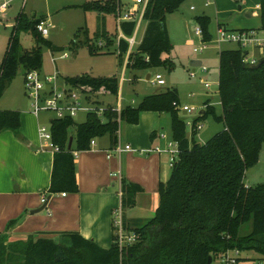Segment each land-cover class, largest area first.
Here are the masks:
<instances>
[{
  "label": "trees",
  "instance_id": "obj_1",
  "mask_svg": "<svg viewBox=\"0 0 264 264\" xmlns=\"http://www.w3.org/2000/svg\"><path fill=\"white\" fill-rule=\"evenodd\" d=\"M184 1L148 0L143 13L144 33L139 44L128 53L127 70H145L161 65L172 67L169 59H161V55L169 53L172 48L166 16L175 12ZM122 5L127 4L121 0H89L71 7L95 11L104 18L107 14L115 15ZM259 16L258 29L242 30L264 32V0L259 3ZM42 20L43 17L28 19L23 12L15 17L0 61V97L7 83L17 74L19 65H23L26 71L40 69L43 44L52 52L64 50L37 31L36 25ZM195 21L201 27L202 39L210 40V18L198 15ZM135 26V20H124L120 22L119 29L129 37ZM21 29L32 32L35 41L32 48H19L18 32ZM100 39L104 41L102 48L97 47ZM114 44L121 65L128 51V41L102 25L92 35L86 26L78 27L69 48L86 46L89 53L95 55L111 52L109 48ZM242 58V50L237 46L218 52L221 108L216 111L206 100L204 112L191 122L190 138L187 122L180 116L179 109L173 106L174 102L180 103L176 87L145 95L137 105H125L119 111L111 104L103 105L101 114L88 111L80 123H75L72 117H52L51 142L59 150L54 152L49 196L78 191L73 151L90 149L92 139L105 135L115 145L120 122L137 124L140 113L144 111L169 114L171 139L178 147L177 159L168 180L158 185V205L153 216L134 228L126 227L122 221L124 229L137 234L134 243L119 247L114 225L112 243L108 248L76 231L33 233L18 240H9L8 232H0V264H211L214 257L235 248L254 251L264 260V183L248 186L243 181L245 171L257 164L264 143V56L254 69L245 66L249 63H244ZM64 80L85 94L118 93L115 75L94 77L82 74L66 76ZM132 81L134 83L135 78ZM86 98L87 102L99 107L98 101L91 100L89 95ZM208 115L222 124V128L199 143L195 137L202 127L198 129L197 125ZM20 126L18 110H0V131L12 130L20 137ZM73 128L74 133H71ZM70 137L73 140L68 150ZM119 188L121 207H134L136 195L142 188L124 178L120 179ZM19 220L20 217L9 221L8 227ZM247 223L251 224L250 230L243 234L241 227ZM209 257L211 263H208Z\"/></svg>",
  "mask_w": 264,
  "mask_h": 264
},
{
  "label": "crops",
  "instance_id": "obj_2",
  "mask_svg": "<svg viewBox=\"0 0 264 264\" xmlns=\"http://www.w3.org/2000/svg\"><path fill=\"white\" fill-rule=\"evenodd\" d=\"M85 1L89 0L69 6L79 5ZM201 15L209 17L204 12ZM246 15L251 17L249 13ZM46 23L49 25L47 21ZM141 25H144L145 29L143 20L135 34L134 46L142 39V37L140 41L136 39ZM102 26L105 27V23ZM239 29L244 28L233 30ZM52 55L53 53L50 59L54 63L57 57ZM127 57L128 52L124 57L120 76L113 74L118 78L117 105L119 104L120 107L123 106L121 89L126 82V72L131 75L135 71L127 70ZM38 70L43 75L55 73L54 70L52 73H42L40 69ZM192 71H195V68ZM71 75L82 74L66 76ZM147 76L149 79L150 74L146 75V79ZM131 77L127 79L134 84L132 80L136 79V76ZM139 101L133 104L132 99L126 105L134 106ZM3 109L8 108H0ZM17 110L20 113L21 136L17 137L8 129L0 131V232H8L9 240L24 239L29 234L40 232L56 234L76 231L85 238H92L99 246L108 248L112 243L113 219L116 211L121 210L122 221L129 228L136 227L154 213L158 205V185L160 182H166L171 174L172 151L170 152L168 143L172 139L168 113L144 111L140 113L138 123L126 127L121 137L119 129L117 142L130 145L132 148L125 149L120 154L113 150L116 144L112 145L108 135L96 138L95 145L90 149L78 151L74 157L78 191L64 192V195L60 192L49 196L47 193L55 152L53 144L49 140L39 138L38 127L42 124H39L38 114L33 110ZM72 130L74 133V128ZM187 135L190 138L188 132ZM261 160L260 153L257 164ZM117 176L142 188V191L136 195L134 207H121ZM42 197H45V202L41 201ZM44 203L46 205L41 211L32 213L33 209L41 207ZM18 217L20 220L9 228L8 222ZM251 258V255L241 256V261L243 264H250Z\"/></svg>",
  "mask_w": 264,
  "mask_h": 264
},
{
  "label": "rangeland",
  "instance_id": "obj_3",
  "mask_svg": "<svg viewBox=\"0 0 264 264\" xmlns=\"http://www.w3.org/2000/svg\"><path fill=\"white\" fill-rule=\"evenodd\" d=\"M7 1L6 9L0 12V61L2 60L9 38L12 33L15 17L23 12L28 19L33 17H43L48 23V35L45 37L51 43L64 48L68 57L61 59L59 55L62 50L51 52L45 44L41 46L42 64L40 71L42 73H52L54 70L58 74V80L69 74H91L92 76H111L115 74L120 76L123 64H119L118 52L115 44L110 46L109 53L91 55L86 46L69 48L70 41L78 27L87 26L90 34L94 33L98 27L105 23V28L109 32L120 34L119 24L114 14H107L104 18L95 11H84L78 7H71L70 4L79 3L84 0H2ZM0 0V3L2 2ZM262 0H185L179 8L166 16V25L168 28L169 39L172 48L169 53H163L161 59H169L172 67L158 66L145 70H135L126 72L127 78L136 76L134 84L131 81L122 86V104L125 106L133 99L136 104L143 96L156 91L165 90L168 87H176L180 96V104L193 106L195 110L184 111L180 109V116L187 122V132L191 135V122L196 118L200 110L206 105L204 102L209 100L220 111L221 105L218 96V52L225 48H235L236 44L232 42H217V29L223 27L227 30L235 28H259L260 16L257 6ZM123 3L131 5V0H122ZM206 5V6H205ZM193 7V10H192ZM209 15L210 23L208 30L212 38L206 41V48L202 51H194L201 45L202 38L195 34L196 27L200 25L195 21L197 15ZM251 14L248 17L246 14ZM220 25L218 26V24ZM143 26L141 25L137 35V41H140L143 35ZM258 27V28H257ZM201 28V27H200ZM261 31V30H258ZM19 48L30 49L35 45V41L30 30L21 29L18 32ZM114 51V52H113ZM258 51L255 50V53ZM52 56L57 57L55 62H51ZM125 57V56H124ZM197 59L201 64L208 68L207 71L201 70V66L195 67V75H190L192 67L191 60ZM150 78L146 79V75ZM155 74H160L164 79V84L152 83ZM26 68L19 65L17 74L6 85L3 94L0 97V108L11 110L23 109L33 110V98L28 95V90L24 88V78ZM72 76V75H71ZM132 78V77H131ZM212 83L206 88L204 83ZM119 89V86H118ZM81 95L80 92H77ZM91 100H96L99 106L111 104L117 105L118 96L110 93H88ZM91 104V103H90ZM54 116L51 111L41 110L38 113L39 124H49V119ZM86 118V110H80L74 117L75 123H80ZM167 120V118L165 119ZM202 128L196 134V141L205 142L216 132L221 130L222 124L214 121L211 115L199 121ZM133 124L120 122V137L126 127ZM169 130H167L168 132ZM73 133V130H70ZM262 160L245 171L244 183L249 186H256L264 183V143L261 146ZM171 168V167H170ZM172 169V168H171ZM246 179V180H245ZM47 209V208H46ZM45 209V210H46ZM153 216V213L150 217ZM148 217V218H150ZM141 221L139 224H142ZM251 224L247 223L241 227L243 234L250 230ZM240 256L251 255L250 264H264V260L254 251H240ZM211 264H222L220 257H214ZM241 264L243 262L241 261Z\"/></svg>",
  "mask_w": 264,
  "mask_h": 264
},
{
  "label": "built area",
  "instance_id": "obj_4",
  "mask_svg": "<svg viewBox=\"0 0 264 264\" xmlns=\"http://www.w3.org/2000/svg\"><path fill=\"white\" fill-rule=\"evenodd\" d=\"M2 1V0H1ZM122 1V0H121ZM131 5H122L117 9L115 14L117 23L120 24L121 21L124 20H135L136 26L134 32L131 36L126 37L122 33H120L119 37H123L128 41V53L134 47L135 34L138 30V27L143 20V13L146 8L148 0H131ZM8 3L6 1H2L0 3V12L4 11L7 7ZM193 8V7H192ZM259 8V5L257 6ZM48 24L46 21L42 20L36 25V29L42 36H46L48 34ZM195 34L202 38V30L200 27H196ZM203 40V39H202ZM217 42H232L236 44L238 48L242 50L243 58L242 61L244 63H256L264 56V32L258 30H227L223 27H218L217 29ZM201 45L198 48H194V51H202L206 48V41L203 40L200 42ZM97 47H104V41L98 40ZM255 50L258 51L255 53ZM68 56L67 52L61 53L60 57L65 58ZM148 60V57L145 58ZM201 70L207 71L208 68L201 64ZM190 75L194 76L195 71H191ZM152 83L164 84L165 81L161 77L160 74H155L154 78H152ZM212 83L206 82L204 83L206 88H209ZM24 88L28 90V95L33 98V112L38 114L41 110L51 111L54 113V117L62 118V117H72L80 110L95 111L98 114H101L103 111V106L96 107L91 102H87L86 96L88 94L83 93L79 88H73L69 84L64 81L59 82L57 74H48L43 75L37 69H32L26 71L25 80H24ZM77 92H80L79 95ZM91 103V104H90ZM173 106L175 108L182 109L184 111H194L195 107L183 105L180 103L174 102ZM120 105H116V109L120 110ZM202 127L201 124L197 125V128L200 129ZM119 129L117 130V135H119ZM38 135L40 139H46L51 141V132H50V124L48 125H40L38 127ZM119 137V136H118ZM119 140V139H118ZM52 143V142H51ZM91 146L95 145V139L91 140ZM168 146L171 148V157H170V165L175 163L177 159L178 147L174 141H170ZM54 151H58L59 147L53 145ZM125 149H132L130 145H122L119 141L114 146L113 150L120 154ZM74 156L77 155L76 151H73ZM120 187V176H117ZM119 195L121 196L120 188L118 190ZM65 194L64 192L62 193ZM45 197L41 198L42 202H45ZM115 217L113 219V225L115 229V234L117 237V243L119 247L127 246L134 243L137 240V234L134 232H128L123 228L122 225V216L121 210L115 212ZM240 251L238 249H228L222 252L218 257H220L222 264H241V256L239 255Z\"/></svg>",
  "mask_w": 264,
  "mask_h": 264
},
{
  "label": "water",
  "instance_id": "obj_5",
  "mask_svg": "<svg viewBox=\"0 0 264 264\" xmlns=\"http://www.w3.org/2000/svg\"><path fill=\"white\" fill-rule=\"evenodd\" d=\"M261 62H262V60H259V61H257L256 63L245 64V66L254 69V68H257V67L260 65ZM200 64H201V61H200V60H197V59H193V60H191V62H190V65H191L192 69H194L196 66H198V65H200ZM148 77H149V76H147V79H148ZM203 112H204V111H203V109H202V110H200L199 113H203ZM72 140H73L72 137H70L69 140H68V143H67V149H68V150L71 149V146H72ZM45 205H46V203H44V205H42L41 207H39V208H37V209H33V210H32V213H37V212L41 211V210L45 207ZM208 263H211V257H209V259H208Z\"/></svg>",
  "mask_w": 264,
  "mask_h": 264
}]
</instances>
